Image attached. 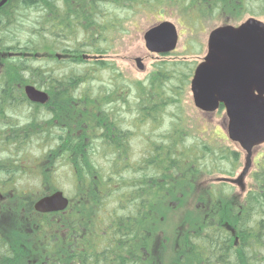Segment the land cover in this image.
I'll return each mask as SVG.
<instances>
[{"label":"trees","instance_id":"trees-1","mask_svg":"<svg viewBox=\"0 0 264 264\" xmlns=\"http://www.w3.org/2000/svg\"><path fill=\"white\" fill-rule=\"evenodd\" d=\"M166 2L180 4L194 28L207 12L232 16L235 18L232 21L245 15L264 17V0H8L0 8V56L4 55L6 71L0 73V126L13 129L14 114L8 117L7 112L15 108L14 101H24L26 109L18 118V129L12 130L8 137L0 136V194L16 205L0 207L7 220L6 226L0 224V264L70 261L69 253L74 249L70 235L62 236L63 231H37L43 223L48 228L67 230L77 225L92 228L95 236L100 233L104 251L77 245L79 264L91 260L87 252L95 250L96 260L103 261L101 264L119 261L120 264H264V155L258 159V169L253 173L255 187L246 194L242 205L225 204L228 198L220 192L217 202L209 201L208 209L202 211L206 216L203 222L193 219L187 224L182 220L180 226H187L186 229L175 231L165 245L155 243L157 218L162 215L160 212L169 209L166 195L184 190L187 184L191 186L201 172L216 170L233 175L232 166L238 161L237 153L216 146L186 147L184 138L188 133L176 123L160 136V142L150 136L143 139L144 160L137 163L129 160L131 141L138 135L125 129V123L135 127L159 124L168 108L179 110L184 87L193 76V65L161 62L145 81L130 85L124 83L113 65L91 58L107 51L104 35L117 29V12L142 5L153 8ZM83 54H87L86 58ZM44 60L48 64L41 65ZM57 65H62L57 68L61 70L58 74L54 69ZM101 69L110 72L112 82L110 88L95 91L88 85ZM17 85L19 90L14 88ZM24 85L46 92L48 102L44 105L29 102L22 92ZM123 112L127 118L133 116L132 121L123 119ZM6 118L9 120L4 123ZM32 139L50 146L46 152L42 151L45 162L32 169L38 182L34 180L36 183L28 187L23 184L25 168L2 155L18 152L22 140L27 145ZM183 152L194 153L186 157ZM214 155L218 156L219 164L211 163L210 168L204 159ZM47 163L45 170L43 166ZM56 163L70 169L76 188L74 199L82 201L81 210L64 216L58 225L50 217L32 213L36 200L60 190L52 185L46 188ZM7 165L21 170L7 169ZM125 173L129 174L127 180L123 177ZM125 188L127 192L118 193ZM111 198L113 208L102 225L98 213ZM10 216L16 217L19 226L15 230L19 231L10 229L13 223L8 221ZM18 218L28 221L22 224ZM24 227L29 231H21ZM99 227L119 231H99ZM38 244L40 250L34 257L26 255L32 253L31 246Z\"/></svg>","mask_w":264,"mask_h":264},{"label":"rangeland","instance_id":"rangeland-1","mask_svg":"<svg viewBox=\"0 0 264 264\" xmlns=\"http://www.w3.org/2000/svg\"><path fill=\"white\" fill-rule=\"evenodd\" d=\"M32 15L33 14H31V18ZM115 15L118 16L119 20V22L115 23L117 29H111L104 35V38L106 39L105 49L107 51L105 54H95L94 58L91 59L96 62L101 61L105 64L113 65L117 69L116 72L120 73L122 76L124 83L130 85L133 82L145 81L155 70V65L161 62H185L190 66L193 65V68L195 69L206 55L208 35L213 29L226 24L238 25L251 17L245 15L239 21H232V19H235L232 16H226L223 15V13L213 15L211 13L208 14L207 12L200 19L201 21H199L197 28H194L193 22L190 21L183 12L182 6L173 2H166L163 5L160 4L153 8H150L148 5H142L141 7L135 6L134 8L127 10H120ZM254 18L264 22L263 16H254ZM163 21L171 22L176 27L178 33L177 46L172 53L167 55L150 53L145 48L143 35L148 29ZM24 23L27 24L25 18ZM190 42L194 46H191ZM83 55L85 57L87 54ZM136 58H140L142 61L144 66L142 71L136 66ZM88 63L93 64L90 61ZM40 64L46 65L48 64V61H41ZM59 67H62V65L54 67L56 74L61 72V70L59 71V69H57ZM95 67L98 68L99 66H94V68ZM64 71L66 70L64 69ZM2 72L3 71H1V73ZM96 73L97 74L90 79L88 86L95 91L100 87H105L107 89L110 88L112 82L110 72L101 69ZM27 77H30V75L27 74ZM123 115V119L128 122L132 121L131 118H133V116L128 115L129 117L127 118V115L124 112ZM173 123L179 124L181 129L188 133L184 138V145L186 147H193L194 145L202 146L203 144L209 147L216 146L237 153L238 161L232 166L235 167L233 175L228 176L221 174L216 170L208 173L201 172L198 173V177L195 178L191 186H188L187 184V186L184 187V190L179 189L178 192L175 191L170 196H165L166 198H169L168 200L170 201L169 204H167L169 209L166 213H163L164 211L160 212L162 215L157 218L158 227L157 230H155L156 233L154 235L155 243L157 245L160 243L165 245L167 241L174 236L175 231L182 228L180 226L182 220L187 224L192 222L193 219L199 223L203 222L206 216L202 211L208 209L207 205L209 201L213 203L217 202L216 196L220 192L228 198L225 204H231V207L234 205H242L246 194L250 189L255 187L253 173L258 169V159L264 155V144L253 150L252 165L247 174L242 178L241 186L224 181L223 179H237L241 175L244 169L245 153L238 144L230 141L227 136L228 119L224 109H218L215 112L206 113L198 110L194 106L189 82V84L184 87L180 97L179 110L178 107L176 109L168 108L167 115L163 117L159 124L151 123L148 125L145 123L135 127L134 125L125 123V129H130L138 135V137L131 141V154L129 160L132 163L144 160V151L146 150V147L143 139H145L146 136H150L151 140H157L160 142V136L168 133L171 130ZM52 132L54 133L55 130H52ZM49 146L50 144L43 143L41 140L32 139L31 141H27V145L24 143L23 148L18 152H14V154H8V152H6V156L3 154L2 157H9L14 160L16 165L19 164L23 166L22 168H25V177L24 180H22L24 182L32 180L30 183L23 182L25 186L29 187L38 182L35 176L36 171L33 172L34 170L32 169H38L40 164L45 162L44 160L42 162L41 156L43 152L47 151L46 148ZM193 153L194 152H183L182 154L186 157H192ZM204 162L205 165L210 167L211 163L213 165L219 164V159L218 156L214 155L205 158ZM220 164L223 165L225 163L220 162ZM46 166H48V163L43 166V169L46 170ZM15 167L16 166L11 165L6 166L7 169L12 168V170H15ZM232 167L228 166V170L232 171ZM123 177L127 180L129 174L125 173ZM179 177L181 178V175H179ZM34 180L36 182H34ZM119 184L121 187H125L123 184ZM50 185L63 191L65 196L71 199L73 205L76 203V200L74 199L76 188L72 182L70 169L62 163H56L54 169L50 172L46 188L50 187ZM39 189L40 186L36 185V190ZM127 191V188L120 189L118 190V193ZM105 202H107V204L105 203L104 209L102 208L101 213H98V216L100 217L98 219H105V217L109 215L108 211L113 208L114 203L112 198L107 199ZM7 207L15 208L16 205L15 203H8ZM4 216L5 215L0 212V217ZM21 219L18 218V222L22 224H26L28 221L27 218L23 220ZM10 220L13 221L10 229H17L19 225L16 217H8V221ZM3 225L6 226L5 224ZM186 227L181 230L186 229ZM21 229V231H28L26 227ZM31 249L32 253H26V255H30V258L34 257V253L40 250L39 244L38 246H31Z\"/></svg>","mask_w":264,"mask_h":264},{"label":"water","instance_id":"water-1","mask_svg":"<svg viewBox=\"0 0 264 264\" xmlns=\"http://www.w3.org/2000/svg\"><path fill=\"white\" fill-rule=\"evenodd\" d=\"M8 0H0V8ZM143 40L153 54L167 55L178 43L177 29L163 21L148 29ZM57 57H59L57 55ZM136 66L143 70L140 58ZM28 101L44 105L46 92L32 85L24 86ZM194 106L206 113L223 107L227 136L245 153L244 169L237 179L224 181L241 186L242 178L252 165L253 150L264 144V22L249 17L238 25H222L213 29L207 39V52L196 66L190 81ZM69 201L57 190L34 203L38 213L62 212Z\"/></svg>","mask_w":264,"mask_h":264},{"label":"flooded vegetation","instance_id":"flooded-vegetation-1","mask_svg":"<svg viewBox=\"0 0 264 264\" xmlns=\"http://www.w3.org/2000/svg\"><path fill=\"white\" fill-rule=\"evenodd\" d=\"M3 58H4V55H1L0 56V73H1V71H5V69L3 68ZM25 86V85H24ZM24 86L22 87L23 89H24ZM5 87H7V86H5ZM15 89H20V87L17 85L16 87H14ZM23 89H22V92L24 93V91H23ZM25 95V94H24ZM26 97V96H25ZM15 102V104H16V106H15V108L14 109H12L11 107V109L12 110H9L8 112H7V115H8V117H10V114L11 113H13L14 114V116H13V119H11V120H13L14 122V124H13V129H11V128H8V126H0V136H9V135H11V131L12 130H16V129H18V125L16 124L17 122H19V121H17L18 120V118L20 117V115L21 114H23L24 113V110H25V102L24 101H14ZM32 103V102H31ZM35 104V103H34ZM38 105V104H37ZM7 115H5V116H7ZM12 117V116H11ZM9 120V119H8ZM8 120H7V118L5 119V121H4V123L6 122H8ZM19 131V133L21 134V132H20V130H18ZM20 139H21V136H20ZM20 142V141H19ZM21 145L19 144V150L20 149H22L23 148V145H24V141L22 140L21 141ZM1 153V152H0ZM20 167H22L21 165H19ZM6 167V166H5ZM20 167H17L15 170H21V168ZM46 196V195H45ZM43 197V196H42ZM41 197V198H42ZM67 197V196H66ZM40 199V198H39ZM67 199H68V201H69V204H68V207L66 208V210H64V211H62V212H54V213H38V212H36L35 210H34V204L32 205V209H33V214L34 215H36V216H46V217H50V221H52V222H55L57 225L60 223V221H62V219H63V217L65 216H68V215H71V214H76V213H78V211H80L81 210V204H82V201H77L76 200V203H74V205H73V203H72V201H71V199H69L68 197H67ZM9 201H10V199H7L6 197H4L2 194H0V207L3 205V206H5L6 208H8L7 207V205H8V203H9ZM37 201V200H36ZM35 201V202H36ZM34 202V203H35ZM84 202V201H83ZM85 204H86V202H85ZM24 213V212H23ZM76 220V218L74 219V221ZM100 220V224H102V225H105L106 223H105V221H104V219H99ZM7 220H6V218L5 217H0V224H7V222H6ZM54 223V224H55ZM55 224V225H56ZM99 224V225H100ZM48 226V224L47 223H43V225H40V227H41V229H37V231H63V232H60V234L62 235V236H64V235H66V234H69L70 235V237H71V239L73 240V242H72V244L74 245V249L73 250H71L70 251V253H69V257H70V261H67V263L66 264H79L80 263V260H78L77 259V249H75V247H77V245L79 246V245H83V246H85L87 249H90V248H99L98 249V251L101 249V250H103V247H104V245L102 244H100V242H101V240H102V238H101V235H100V233H99V235L98 236H95V235H93V233L91 232L92 230V228H90V229H85L84 227H82V226H80V227H76L75 225H73V227H72V229H70V228H68L67 230H65V229H63L62 227H60V228H57V227H51V228H48L47 227ZM48 228V229H42V228ZM53 228V229H52ZM99 229V231H119V229H108V228H102V229H100V227L98 228ZM98 229H94L93 228V231H97ZM1 231V230H0ZM15 231H19V230H15ZM29 231V230H28ZM77 231H78V233H77ZM177 231H181V229H178ZM70 232H71V234H70ZM80 233V234H79ZM75 234V235H74ZM76 243V244H75ZM103 246V247H102ZM102 247V248H101ZM104 251V250H103ZM102 251V252H103ZM96 253V254H95ZM87 256L91 259V260H88L87 261V263L86 264H101V263H103V261H97L96 259L98 258V253L96 252V250L95 251H93V252H87ZM121 263V261H119V264ZM115 264H117V263H115Z\"/></svg>","mask_w":264,"mask_h":264}]
</instances>
